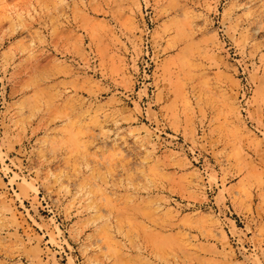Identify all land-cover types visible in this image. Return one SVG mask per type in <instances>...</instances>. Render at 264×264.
I'll return each mask as SVG.
<instances>
[{
    "label": "rangeland",
    "instance_id": "374dc122",
    "mask_svg": "<svg viewBox=\"0 0 264 264\" xmlns=\"http://www.w3.org/2000/svg\"><path fill=\"white\" fill-rule=\"evenodd\" d=\"M0 264H264V0H0Z\"/></svg>",
    "mask_w": 264,
    "mask_h": 264
}]
</instances>
